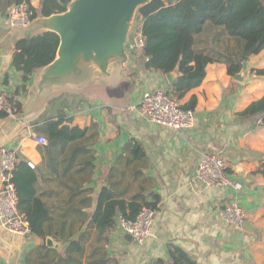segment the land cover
Listing matches in <instances>:
<instances>
[{
    "label": "crops",
    "instance_id": "obj_1",
    "mask_svg": "<svg viewBox=\"0 0 264 264\" xmlns=\"http://www.w3.org/2000/svg\"><path fill=\"white\" fill-rule=\"evenodd\" d=\"M41 1L21 4L39 9ZM0 2V92L10 95L21 85L12 65L16 40L47 29L43 16L29 28L12 27L10 10L19 4ZM137 24L141 22L136 13L125 45L127 58H111L106 72L84 59L77 73L61 78L46 79L48 67L35 71L21 96L23 111L0 119V164L5 148L18 150L21 160L26 159L37 175V195L51 217L46 244L50 246V238L51 247L62 251L72 238L85 233L81 264H93L92 251L98 246L105 248L111 264H152L167 258L170 242L198 264H264V175L259 172L264 126L256 118L239 116L264 95V76L251 70L244 82H238L228 73L226 61L212 62L202 84L179 99L182 105L197 99L193 126L177 131L153 124L139 106L142 95L153 89L170 91L172 85L165 73L147 68L146 60L130 49L129 37ZM220 32L209 25L199 36L200 44L233 50L237 42L225 33L220 40ZM245 61L251 69L264 68V50ZM59 115L65 124L87 128V136L95 137L59 140L49 147L48 142L39 144L34 134L46 137L41 124ZM205 153L223 157L229 175L243 182L239 202L247 212L244 230L223 220L230 190L194 183ZM103 187L125 200L142 191L150 201L160 195L152 234L144 243L123 232L119 217L106 239L97 241L91 219ZM42 243L32 234L11 233L0 223V264L34 263L44 252Z\"/></svg>",
    "mask_w": 264,
    "mask_h": 264
},
{
    "label": "trees",
    "instance_id": "obj_2",
    "mask_svg": "<svg viewBox=\"0 0 264 264\" xmlns=\"http://www.w3.org/2000/svg\"><path fill=\"white\" fill-rule=\"evenodd\" d=\"M72 1L42 0L39 9L30 6L32 19L64 13ZM23 2L29 3V0H14L13 4ZM137 18L145 37L144 49L138 55L146 60L147 68L165 74L178 72L175 83L168 91L178 100L202 84L208 64L226 61L228 73L234 76L242 70L245 60L264 50V0H153L138 8ZM209 25L221 28L218 33L220 40L222 33H225L237 42L233 50L200 44L199 36ZM60 42L59 34L50 30L16 40L12 65L20 73L21 85L7 97L8 108L16 107L20 113L23 111L21 96L28 91L35 71L56 59ZM252 73L264 76V68H253ZM196 103L197 99L193 97L182 108L194 110ZM7 116L9 111L6 108L0 112V119ZM239 116L256 118L264 126V95L253 101ZM65 121L64 116L59 115L41 124L48 140L46 147L59 140L68 142L95 137V134L87 136V128L70 126ZM78 150L82 151L80 147ZM259 172L264 175V163ZM14 181L19 195L18 208L26 215L32 235L43 240L41 247L44 252L40 253V260L34 263L28 260L27 263L81 264L85 233L72 238L62 251L46 244V238L52 233L46 228L51 217L45 203L37 195V175L26 159L18 164ZM153 198L150 201L142 191L130 200H125L118 198L111 188L103 187L91 219V226L99 233L97 241L106 239L104 235L115 227L118 217L133 221L144 207L157 210L160 195L155 194ZM167 251V258H157L152 264H198L182 247L173 242L168 244ZM92 254L95 258L90 263L108 264L110 261L102 246L95 247Z\"/></svg>",
    "mask_w": 264,
    "mask_h": 264
},
{
    "label": "built area",
    "instance_id": "obj_3",
    "mask_svg": "<svg viewBox=\"0 0 264 264\" xmlns=\"http://www.w3.org/2000/svg\"><path fill=\"white\" fill-rule=\"evenodd\" d=\"M12 27L29 28L34 20L32 11L26 4L14 5L9 14ZM138 26V25H137ZM140 26V25H139ZM136 26H133L132 31ZM132 34V32H131ZM130 49L141 53L145 46V37L140 27L130 38ZM147 119L157 125L184 131L194 124V111L182 108L180 101L164 89H153L144 92L139 104ZM9 111L12 116L20 112L16 107H9L7 97L0 92V112ZM41 145L47 144L46 137L34 134ZM21 158L18 150L5 148L2 150L0 164V223L9 232L30 236L32 234L29 221L19 208V195L16 187L15 173ZM31 164V163H30ZM228 162L218 154L205 153L199 162L193 181L196 184L215 186L230 190V200L222 209L225 224L237 230H244L247 212L239 202V195L244 188L240 180L233 179L228 173ZM156 210L144 207L133 221L120 217V228L136 243H144L152 234Z\"/></svg>",
    "mask_w": 264,
    "mask_h": 264
},
{
    "label": "water",
    "instance_id": "obj_4",
    "mask_svg": "<svg viewBox=\"0 0 264 264\" xmlns=\"http://www.w3.org/2000/svg\"><path fill=\"white\" fill-rule=\"evenodd\" d=\"M153 0H73L66 12L45 17L47 30L61 38L56 59L49 64L46 79L64 77L79 71L81 59L95 61L106 72L108 61L113 57L127 58L125 45L139 7ZM247 61L233 78L244 82ZM173 85L177 74L166 73ZM48 244L53 245L48 239Z\"/></svg>",
    "mask_w": 264,
    "mask_h": 264
},
{
    "label": "rangeland",
    "instance_id": "obj_5",
    "mask_svg": "<svg viewBox=\"0 0 264 264\" xmlns=\"http://www.w3.org/2000/svg\"><path fill=\"white\" fill-rule=\"evenodd\" d=\"M138 25V24H137ZM137 25H135L136 27L134 28V30L132 31V34H133V32L136 30V29H138V27L139 26H137ZM132 34H130V37H129V39L131 38V36H132ZM1 37V36H0ZM135 52V51H134ZM251 68L250 67H248L247 68V70H246V72H248V71H250L251 72ZM251 74H252V72H251ZM3 92V91H2ZM168 92V91H167ZM5 95H6V97H8L9 96V94H7V93H4Z\"/></svg>",
    "mask_w": 264,
    "mask_h": 264
}]
</instances>
